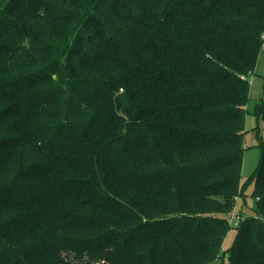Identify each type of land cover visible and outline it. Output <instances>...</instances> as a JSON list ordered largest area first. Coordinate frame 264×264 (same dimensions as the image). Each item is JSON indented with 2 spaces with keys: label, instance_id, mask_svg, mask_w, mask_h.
I'll return each mask as SVG.
<instances>
[{
  "label": "trees",
  "instance_id": "1",
  "mask_svg": "<svg viewBox=\"0 0 264 264\" xmlns=\"http://www.w3.org/2000/svg\"><path fill=\"white\" fill-rule=\"evenodd\" d=\"M263 44L264 0H0V264H264Z\"/></svg>",
  "mask_w": 264,
  "mask_h": 264
},
{
  "label": "rangeland",
  "instance_id": "2",
  "mask_svg": "<svg viewBox=\"0 0 264 264\" xmlns=\"http://www.w3.org/2000/svg\"><path fill=\"white\" fill-rule=\"evenodd\" d=\"M250 81V100L248 104L250 113L247 114L246 117L247 133L244 142L243 164L240 179V188L243 197H237L236 206L228 215L231 226L222 246L225 251L228 250L234 242L237 232L236 228L240 220L254 214L257 203L253 193L255 187L254 176L261 158L259 140L260 136L264 135V121L261 116L257 117L252 110L255 103L264 97V44L259 54L256 71L250 76ZM224 255V260L218 259L211 264H219L220 262L228 264V254L224 253Z\"/></svg>",
  "mask_w": 264,
  "mask_h": 264
}]
</instances>
